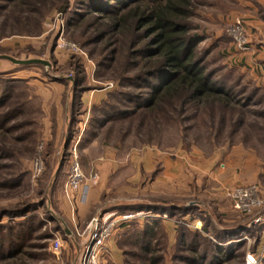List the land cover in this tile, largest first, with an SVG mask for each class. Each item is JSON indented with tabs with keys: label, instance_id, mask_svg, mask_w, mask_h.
Masks as SVG:
<instances>
[{
	"label": "rangeland",
	"instance_id": "obj_1",
	"mask_svg": "<svg viewBox=\"0 0 264 264\" xmlns=\"http://www.w3.org/2000/svg\"><path fill=\"white\" fill-rule=\"evenodd\" d=\"M33 1L43 18L0 10V55L51 64L0 60V98L7 100L4 105L0 100V149H6L0 153V251L5 255L0 264H80L87 228L101 215L119 223L100 264H209L219 248L231 254L221 253L219 264H246L247 254L260 253L264 224L250 225L258 213L240 214L225 195L227 187L253 184L264 195V89L241 69L249 51L238 52L230 36L235 19L244 21L241 0H193L189 19L190 34L201 38L197 58L230 91L235 105L212 114L191 108L178 117L144 122L130 116L141 103L128 96L149 91L143 83L127 82L142 64L132 65L122 37L98 40L96 14L85 7L87 0H71L65 11L56 0ZM2 6L13 4L0 1ZM81 98H91V105ZM75 146L83 172L99 178L93 188L103 180L110 187L81 218L75 203L81 193L70 200L72 206L64 192ZM146 152L160 155L156 168L129 180L139 167L132 166V154ZM111 154L122 166L115 173L98 166ZM164 157L180 162V177H163ZM39 158L40 174L35 171Z\"/></svg>",
	"mask_w": 264,
	"mask_h": 264
},
{
	"label": "trees",
	"instance_id": "obj_2",
	"mask_svg": "<svg viewBox=\"0 0 264 264\" xmlns=\"http://www.w3.org/2000/svg\"><path fill=\"white\" fill-rule=\"evenodd\" d=\"M0 1L13 4L12 9L8 6L0 7L1 11L10 9L20 14L28 11L30 14L38 13L43 18L42 13L35 9L36 3L33 0ZM87 1L85 7L96 14L94 20L95 25L99 26L98 40L101 42L112 37H122V44L128 46L132 57V65L137 68L142 64V70L126 80L134 87L143 83L149 95L128 96L129 101L139 100L141 103L139 110L130 116L140 117L144 122L146 117L154 120L161 117L171 119L173 114L178 117L190 112L191 108L212 114L215 108L225 111L235 105L236 100L230 91L214 81L196 56L195 48L201 38L190 34L189 19L193 15V0ZM55 5L65 11L70 8L71 0H56ZM85 15L79 21L86 19L89 14ZM35 25L39 32L41 24L37 22ZM126 37H129L127 43L124 40ZM0 100L4 105L6 95ZM12 115L5 117L10 118ZM1 120L0 130L4 128ZM5 151L4 148L0 149V153ZM218 251L209 264H219L222 261L221 253L226 258L231 256L224 249L219 248ZM0 255L5 258L3 249ZM152 262L156 263L155 260Z\"/></svg>",
	"mask_w": 264,
	"mask_h": 264
},
{
	"label": "built area",
	"instance_id": "obj_3",
	"mask_svg": "<svg viewBox=\"0 0 264 264\" xmlns=\"http://www.w3.org/2000/svg\"><path fill=\"white\" fill-rule=\"evenodd\" d=\"M230 36L233 40L235 48L240 53H247L250 50V39L248 29L241 18H236L233 24ZM41 153V152H40ZM39 153V154H40ZM72 162L69 177L65 185V195L69 200L75 198L76 193H81L80 203H86L89 190L92 185L97 184L99 178L97 175L86 176L83 172L77 146L71 152ZM42 158L36 160L35 171L40 174L43 167ZM226 197L232 202L234 209L240 214L252 216L255 218L250 225L258 226L264 224V195L257 184L249 186L234 185L225 188ZM111 217L101 215L95 218L88 226V238L84 248V254L80 264H100L102 250L106 247V243L112 237L113 231L117 227L119 221H112ZM128 217L122 218L126 220ZM262 248L260 253H249L246 256V264H259L264 259V231L262 232ZM56 249H59L61 243L59 240L54 242Z\"/></svg>",
	"mask_w": 264,
	"mask_h": 264
},
{
	"label": "crops",
	"instance_id": "obj_4",
	"mask_svg": "<svg viewBox=\"0 0 264 264\" xmlns=\"http://www.w3.org/2000/svg\"><path fill=\"white\" fill-rule=\"evenodd\" d=\"M240 5L241 7L239 14L244 19L251 38L250 50L245 55L243 61H241V69L249 72L250 78L255 81L257 87L264 89V0H241ZM91 100V98L87 100L81 98V101H83L85 104L89 103L91 105ZM156 158L160 159V155L149 152H146L141 156L136 153L132 154V166L133 164H137L139 167L136 169L137 174H134L129 180H134V177L138 178L143 173L152 172L156 168L154 163ZM162 159L165 163L164 171L167 170L165 174H163L164 178L169 180L172 178V180H175L182 175V166L179 161H170L165 157ZM101 162L102 163H99L98 166L103 171H114L115 173L117 169L122 168V166H117V164H119V159L116 158V155L114 154L101 159ZM120 164L123 165V163ZM105 174L103 175L105 176ZM228 186L232 185L230 184ZM93 187L94 186H91L89 190L85 204L80 203L78 198L75 202L77 204V214L79 218H81L83 215H86L95 205H98L101 202L102 196L105 194V192L107 193L110 188L109 182L106 180H103L98 188ZM67 201L73 206V201L72 203L70 200Z\"/></svg>",
	"mask_w": 264,
	"mask_h": 264
},
{
	"label": "water",
	"instance_id": "obj_5",
	"mask_svg": "<svg viewBox=\"0 0 264 264\" xmlns=\"http://www.w3.org/2000/svg\"><path fill=\"white\" fill-rule=\"evenodd\" d=\"M0 60H7V61L11 62L12 64L18 65V66H31V65H42V66H46V67L51 66V64L45 60H40V59L20 60V59H16V58H14L12 56H8V55H0ZM50 212L52 213V216L54 218H56L58 220V222L62 225V228L64 229V231L69 236H72V233L69 230V228L67 227V225L65 224V222L60 217H58L53 212V210H50Z\"/></svg>",
	"mask_w": 264,
	"mask_h": 264
}]
</instances>
